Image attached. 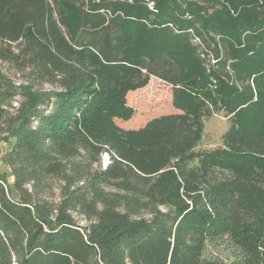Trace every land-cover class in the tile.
Listing matches in <instances>:
<instances>
[{
	"label": "trees",
	"instance_id": "trees-1",
	"mask_svg": "<svg viewBox=\"0 0 264 264\" xmlns=\"http://www.w3.org/2000/svg\"><path fill=\"white\" fill-rule=\"evenodd\" d=\"M0 62V264H264V0H0Z\"/></svg>",
	"mask_w": 264,
	"mask_h": 264
},
{
	"label": "rangeland",
	"instance_id": "rangeland-1",
	"mask_svg": "<svg viewBox=\"0 0 264 264\" xmlns=\"http://www.w3.org/2000/svg\"><path fill=\"white\" fill-rule=\"evenodd\" d=\"M0 66L18 82L20 88L26 84L25 79L12 70L11 67L1 62ZM48 88L47 86L46 89ZM172 91L171 84L155 76H151L145 87L132 91L127 95V104L133 108L134 114L129 121L116 120L117 125L124 129H139L154 118L178 113L179 111L172 103ZM21 100L22 98H17L14 106L18 107ZM228 126V121L223 114H214L205 119L204 136L200 149L209 150L221 146L222 137L227 131ZM10 148V142L0 138V177L3 178L4 185L9 190H11L13 178L9 168L4 164L3 158ZM103 161L107 162L106 156H104ZM81 224L86 225V222L81 220Z\"/></svg>",
	"mask_w": 264,
	"mask_h": 264
}]
</instances>
